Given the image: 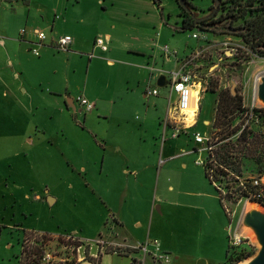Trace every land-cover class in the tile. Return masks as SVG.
<instances>
[{"label":"crops","instance_id":"1","mask_svg":"<svg viewBox=\"0 0 264 264\" xmlns=\"http://www.w3.org/2000/svg\"><path fill=\"white\" fill-rule=\"evenodd\" d=\"M107 10L102 0H0V264H20L26 235L45 232L31 222L41 220L46 200L56 205L71 194L79 206L86 193L98 210L95 235L110 247L154 240L157 212L164 219L171 211L172 228L187 233L182 246L202 251L206 264H225L228 236L246 240L250 226L230 223L204 168L193 165L196 126L170 138L165 120L176 95L170 85L157 86L198 51L187 47L181 56L161 13L154 23H139L127 10ZM36 29L48 36L42 47L34 45ZM64 35L73 38L71 49L58 52L55 41ZM98 38L107 51L96 46ZM155 89L158 95H147ZM79 96L94 110L86 112ZM181 137L191 148L177 152L171 144ZM179 160L181 171L171 170ZM84 241L96 255V244ZM160 247L174 264L184 258L179 248Z\"/></svg>","mask_w":264,"mask_h":264},{"label":"rangeland","instance_id":"2","mask_svg":"<svg viewBox=\"0 0 264 264\" xmlns=\"http://www.w3.org/2000/svg\"><path fill=\"white\" fill-rule=\"evenodd\" d=\"M50 2V0H44ZM105 6L108 8L107 13L110 15L112 11L121 10L129 13V20L139 23H154L156 19L160 18V13L163 16V22L165 27H171L173 34L177 35L179 49L182 52L188 47V53L191 50H197L200 52L198 57L194 60L189 58V69L196 76L197 81L203 87H206V94L200 100V114L199 119L194 131H198L203 137H205L208 143L219 142V130L214 128V120L216 115V102L218 94L221 91H228L232 96L243 97V109L241 112L235 113V119L233 126L238 129V132L230 137L228 140L219 142V146L226 143L236 142L239 134L246 127L250 131L249 142L246 146L252 150L255 157H259L264 152V100L260 97V85L264 78V58H260L250 53L241 40L232 34L216 35L212 32L208 33L196 28L190 31H178L175 27H181L182 17L181 8L177 0H102ZM160 2V4L158 3ZM195 7L194 14L199 17H209L214 8V0H187ZM158 8L159 10L157 11ZM166 22V23H165ZM239 22L237 24H240ZM199 36L198 39L193 38V34ZM197 52L194 51V54ZM193 54V55H194ZM166 89V88H164ZM215 89V93L211 90ZM175 100V96H172L171 105ZM247 111H252L253 117L247 118ZM231 117V116H229ZM192 144V142H191ZM172 148L177 150L190 149L189 140L186 137H181L179 141L171 144ZM195 145V143H194ZM199 154H196L195 158L198 161L199 158H207L209 152L200 153L201 145H195ZM256 158H243L242 170L243 174L247 178L260 177L261 167ZM181 161L170 164L171 170L181 171ZM191 164V163H189ZM195 167H199L195 165ZM201 168V167H199ZM203 169V168H201ZM262 185L264 187V176ZM225 182L221 184V187L225 188ZM230 185L232 183L230 182ZM233 186V185H232ZM227 193V192H226ZM66 194L62 195V199L56 204L51 205V201L46 200L47 209L39 211L41 220H38L39 215H36L31 225L36 229H43V234L29 233L22 242V248H25V252L42 251L51 252L55 261L62 259L66 261V264H76L75 261H70L71 252L64 247V243L67 242L68 235H76L82 240L90 241L95 245L97 242L103 241L102 237L95 235V227L97 225L96 213L97 206L92 203V197L86 193L81 195L84 198V203L74 204L72 195H69V199L66 198ZM83 200V199H82ZM247 203H254L247 201L246 199H238L231 203H227L226 207L230 211V215H227L230 223L236 218V220H245L247 215L245 207ZM257 204V203H256ZM251 204H247L250 208ZM254 208L260 210V213L264 215V206L261 207L253 204ZM158 213V214H157ZM154 222V233L151 239L159 240L161 245L166 244L168 247L173 246L179 248L181 253L184 254V258L179 264H206L205 261L200 260L199 256L202 251H190L188 246H182L185 243L181 239L187 234L186 231L174 230L172 228L173 221L171 219V211L165 212L164 219L161 218V214L157 212ZM98 216V215H97ZM245 227L248 225L244 224ZM109 226L107 227V229ZM233 233V232H232ZM121 238L124 234L116 233ZM107 236V237H106ZM44 237V238H43ZM103 237L110 241V231L108 233L103 232ZM246 243L249 245L245 253L250 254L243 262L250 260L258 255L261 249V243L259 241L257 233L249 232L247 234ZM37 244L31 245L32 242ZM229 242V237H228ZM70 244V243H69ZM68 248V246H66ZM94 247V246H93ZM110 247L106 248V251L101 253L100 264H130L133 259L138 257L132 255V257H122L110 253ZM94 253L97 249L94 248ZM170 254L173 264L175 256L170 251H166ZM33 255V254H32ZM35 263H38V255L36 254ZM31 258V259H32ZM241 262V263H243ZM26 260L24 254L21 255L20 264H25ZM239 262L233 261L228 264H238ZM33 264V263H32ZM63 264V263H60ZM78 264H95L91 258ZM227 264V263H225ZM240 264V263H239Z\"/></svg>","mask_w":264,"mask_h":264},{"label":"trees","instance_id":"3","mask_svg":"<svg viewBox=\"0 0 264 264\" xmlns=\"http://www.w3.org/2000/svg\"><path fill=\"white\" fill-rule=\"evenodd\" d=\"M178 1V0H177ZM186 1V7L181 8L182 24L175 27L178 31H190L200 29L205 32H212L216 35L232 34L236 35L247 50L264 58V0H220L219 9L213 17H199L194 14L195 7L191 2ZM160 4V2L158 1ZM179 3V1H178ZM242 22L240 24H237ZM216 92L215 89L211 90ZM216 115L214 128L219 130L218 141H225L238 132L233 126L235 113L243 109V97L241 95L232 96L228 91H221L216 102ZM231 116V117H229ZM250 131L245 127L239 134L236 142H226L219 146V142L212 143V150L207 157L204 167L205 176L214 185L222 204L221 184L226 183L225 188L232 194L227 195V199L233 202L238 199H246L264 206V187L254 186L252 180L243 174L242 159L256 158L246 144L249 142ZM257 163L262 166L259 179L264 176V152L256 158ZM240 179L245 180V184H240ZM230 182L232 185H230ZM219 187H217V186ZM222 188V187H221ZM223 207V204H222ZM224 209V207H223ZM44 238V237H43ZM249 245L244 244L239 248L228 247L226 263L234 260L241 263L250 254L245 253ZM25 248L22 249L24 254ZM33 256L41 257L42 251L32 252ZM35 259H32V262ZM238 263V264H239Z\"/></svg>","mask_w":264,"mask_h":264},{"label":"built area","instance_id":"4","mask_svg":"<svg viewBox=\"0 0 264 264\" xmlns=\"http://www.w3.org/2000/svg\"><path fill=\"white\" fill-rule=\"evenodd\" d=\"M4 1H23V0H4ZM21 35L26 33V29H22L20 31ZM34 34L37 38L36 43L34 45L38 47H42L47 40V34L41 30H34ZM193 38L198 39L199 36L197 34L193 35ZM73 43V38L70 35L60 36L55 41V49L58 52H68L71 49V45ZM96 46L101 48L103 51L108 50V46L103 38L96 39L95 42ZM38 47H33L31 52L35 56H40V52ZM164 51L170 53L168 47H164ZM176 54L175 52L173 53ZM200 52H197L194 56L190 57V60H194L195 57H198ZM189 59L184 60L179 69L171 74V81L169 83L171 87V91L175 93L176 100L172 105L170 116L165 120V127L171 129L170 138L176 139L180 137L183 133H185L188 129L195 127L197 124V120L200 114V98H194V92L198 85L201 86V89L206 92V87H203L197 81L196 76L192 73L189 69ZM147 95H158V90H148ZM80 106H82L86 112H91L94 110V104L90 103L86 98L79 96L77 98ZM195 101V106H194ZM247 118H252L253 113L252 111H247L246 113ZM193 138L197 145H201L202 148L200 149V153L210 152L212 147L210 143H208L207 139L203 137L200 133L195 132L193 134ZM209 154V153H208ZM207 163V158H199L196 164L201 167H205ZM252 180V184L254 186H260L262 184L263 179H259L257 177L250 178ZM240 184L243 186L245 184L244 179H240ZM217 186V185H216ZM219 187V186H217ZM221 190L222 195V204L224 210L228 215H230V211L226 207L227 203H231L230 200L227 199V195L232 194L230 191H225L223 188L219 187ZM227 192V193H226ZM249 201V200H247ZM67 242L64 243V247L71 252V258L68 259L70 261H75L76 264L86 261L87 259L91 258L94 260L95 264H100L101 253L106 251V248L110 247L109 244L101 241L96 243L97 246V253L96 255H91V245L88 244L86 241L78 238L76 235H68ZM229 237V247L230 248H239L246 244V240L240 236L236 232H231ZM37 244L35 241L31 243V245ZM68 246V248L66 247ZM110 253L118 256H127L132 257V255L140 256L141 258L136 257L131 261L130 264H145L144 258L147 256L150 258L152 264H171L170 255L164 252L161 247L160 243L157 240H147L143 243H140L135 248L126 250L120 247L112 248L110 247ZM32 252L29 250L28 252H24V257L26 260L25 264H34L32 262ZM32 258V259H31ZM36 258V255H34ZM55 257L51 252H44L41 257L38 258L37 264H66L65 260L59 259L55 261Z\"/></svg>","mask_w":264,"mask_h":264},{"label":"water","instance_id":"5","mask_svg":"<svg viewBox=\"0 0 264 264\" xmlns=\"http://www.w3.org/2000/svg\"><path fill=\"white\" fill-rule=\"evenodd\" d=\"M178 1L182 7H186L185 0H178ZM214 4L215 6L212 9V12L209 15V17H213L214 15H216L219 9L220 0H214ZM157 86L160 88L169 86V83L167 82L165 76H161L158 79ZM259 92H260V97L264 100V78L262 84L260 85ZM245 223L248 226L254 227L258 235L259 241L261 243V249L258 255L253 259V261L250 264H264V215L257 212H252L249 215H247V217L245 218Z\"/></svg>","mask_w":264,"mask_h":264},{"label":"bare ground","instance_id":"6","mask_svg":"<svg viewBox=\"0 0 264 264\" xmlns=\"http://www.w3.org/2000/svg\"><path fill=\"white\" fill-rule=\"evenodd\" d=\"M206 93H207V92L203 91V90L201 89V86L198 85V86L196 87L195 92H194V98L196 99V98L198 97V98L201 99V98H203V97L205 96ZM194 106H195V101H194ZM200 112H201V110H200ZM249 204H251L250 207H252V208L250 209V212H251V213H252V212H260L259 209H257L256 207H255V208L253 207V206H254L253 204H255V205L261 207L259 204H256V203H249ZM248 230H249V232L256 233V230H255L254 227H252V226H250V227L248 228ZM254 258H255V257H254ZM254 258H251L250 260L245 261V262L240 263V264H250V263L253 261Z\"/></svg>","mask_w":264,"mask_h":264}]
</instances>
